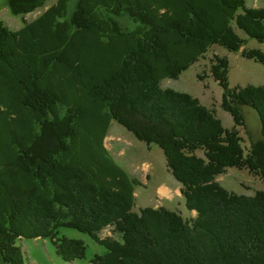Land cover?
Listing matches in <instances>:
<instances>
[{
	"label": "trees",
	"instance_id": "trees-1",
	"mask_svg": "<svg viewBox=\"0 0 264 264\" xmlns=\"http://www.w3.org/2000/svg\"><path fill=\"white\" fill-rule=\"evenodd\" d=\"M48 0H7L26 14ZM56 0L13 29L0 19V256L25 264L18 239L49 237L60 258H84L88 233L104 246L92 264H264V189L238 193L216 180L227 167L264 179V84L231 86L230 59L211 58L235 125L189 92L163 87L217 44L264 65V7L246 0ZM128 14V29L113 15ZM239 31L246 34L242 36ZM200 79L209 76L198 74ZM244 106L257 111L250 136ZM117 120L182 184L185 217L135 207L140 179L106 146ZM249 135L245 144L239 127ZM107 227L111 234L101 235Z\"/></svg>",
	"mask_w": 264,
	"mask_h": 264
},
{
	"label": "rangeland",
	"instance_id": "rangeland-1",
	"mask_svg": "<svg viewBox=\"0 0 264 264\" xmlns=\"http://www.w3.org/2000/svg\"><path fill=\"white\" fill-rule=\"evenodd\" d=\"M56 0H48L44 6L26 14H15L8 6L7 0H0V19L13 29H19L25 20H31L41 13L45 7ZM249 6L264 7V0H246ZM76 0L69 3V16L75 8ZM122 25L132 29L135 22L128 14L113 15ZM246 37V34L239 31ZM246 48H259L264 51V42H257L256 39H249L244 45ZM227 55L230 59L229 82L231 86L264 84V65L252 58L242 55L241 50L231 51L220 45H213L200 60L194 62L184 70L179 77L163 78V87H172L180 91H186L198 97L200 101L213 108L224 126L231 128L235 125L232 114L222 106L223 88L210 74L211 58L214 55ZM198 74L209 75L200 79ZM247 128L250 136L257 139L261 135V122L255 108L244 106ZM245 144L250 145L249 135L244 127H239ZM106 136V146L112 152L117 162L133 176L140 179L141 184L136 186L135 207L139 211L145 206H165L181 212L185 217L196 215L195 210H189L185 205V197L182 193V184L167 169L166 159L159 144L147 145L135 134L127 129L117 120L111 122ZM216 180L225 188L238 193L254 194L256 190L264 189V179L252 173L247 168L236 166L227 167L223 173L216 176ZM167 183L172 187V198L162 193L159 185ZM180 185V186H179ZM172 199V200H170ZM192 211V212H191ZM66 235L71 238L82 239L87 245V252L84 258H78L73 262H67L59 257L55 245L49 237H28L17 240L24 253L25 264H91L90 259L95 253H103L105 248L97 243L88 233L76 228L62 226L59 228V235ZM111 234V228L107 227L101 235ZM0 264H4L0 256Z\"/></svg>",
	"mask_w": 264,
	"mask_h": 264
},
{
	"label": "crops",
	"instance_id": "crops-1",
	"mask_svg": "<svg viewBox=\"0 0 264 264\" xmlns=\"http://www.w3.org/2000/svg\"><path fill=\"white\" fill-rule=\"evenodd\" d=\"M180 186V185H179ZM159 189L161 190L162 193H165L167 196L172 198V187H170L167 183H163L161 185H159ZM164 190V191H163ZM172 200V199H170ZM192 212V211H191ZM92 264V263H91Z\"/></svg>",
	"mask_w": 264,
	"mask_h": 264
},
{
	"label": "bare ground",
	"instance_id": "bare-ground-1",
	"mask_svg": "<svg viewBox=\"0 0 264 264\" xmlns=\"http://www.w3.org/2000/svg\"><path fill=\"white\" fill-rule=\"evenodd\" d=\"M164 191V190H163Z\"/></svg>",
	"mask_w": 264,
	"mask_h": 264
}]
</instances>
